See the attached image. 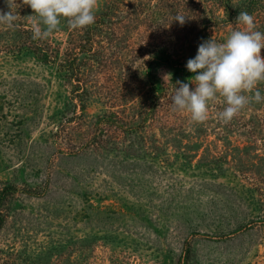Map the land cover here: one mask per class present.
Wrapping results in <instances>:
<instances>
[{"label":"rangeland","instance_id":"374dc122","mask_svg":"<svg viewBox=\"0 0 264 264\" xmlns=\"http://www.w3.org/2000/svg\"><path fill=\"white\" fill-rule=\"evenodd\" d=\"M240 11L264 32V0H98L91 37L61 23L45 40L30 6L14 10L0 26V264H264V102L227 124L219 97L202 124L170 102Z\"/></svg>","mask_w":264,"mask_h":264},{"label":"clouds","instance_id":"9594fccd","mask_svg":"<svg viewBox=\"0 0 264 264\" xmlns=\"http://www.w3.org/2000/svg\"><path fill=\"white\" fill-rule=\"evenodd\" d=\"M7 12L0 10V26L14 29L17 15L14 10L22 5L30 6L32 38L45 40L58 31L62 20L73 30L84 29L95 22L98 0H4ZM185 23V15L174 18ZM239 26L232 30L223 42L211 38L198 46L197 54L186 63L194 73L190 81L195 85L177 81L170 96L173 112L187 113L193 124H202L209 118V105L219 97L223 110L218 119L227 124L251 103L264 102L259 85L264 83V32L256 30L254 17L240 11L236 18ZM199 70V72H198ZM162 79L167 85L170 75Z\"/></svg>","mask_w":264,"mask_h":264},{"label":"trees","instance_id":"16d2710c","mask_svg":"<svg viewBox=\"0 0 264 264\" xmlns=\"http://www.w3.org/2000/svg\"><path fill=\"white\" fill-rule=\"evenodd\" d=\"M121 1V0H120ZM0 10H3V11H5V12H7L9 9L6 7V5H5V3H4V0H0ZM101 15V14H100ZM102 16H105V15H102ZM99 21H100V18H95V22L92 24V25H90V26H88L87 27V30H86V37L88 38V37H91L92 36V34L93 33H95L94 32V27L97 25V23H99ZM61 23H67L65 20H62L61 21ZM93 29V30H92ZM35 51V50H34ZM35 53V55H37V57L38 58H40V59H43V60H50L51 58H50V55L47 53V52H44L43 54L42 53H38V52H34ZM152 89H153V91H155V92H159L160 90H161V87L160 86H155V84H153V86H152ZM3 221H4V219H3V216L1 215V213H0V227L3 225Z\"/></svg>","mask_w":264,"mask_h":264}]
</instances>
